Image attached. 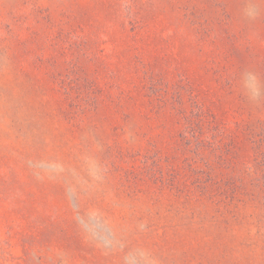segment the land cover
I'll list each match as a JSON object with an SVG mask.
<instances>
[{
  "label": "rangeland",
  "instance_id": "1",
  "mask_svg": "<svg viewBox=\"0 0 264 264\" xmlns=\"http://www.w3.org/2000/svg\"><path fill=\"white\" fill-rule=\"evenodd\" d=\"M0 264H264V0H0Z\"/></svg>",
  "mask_w": 264,
  "mask_h": 264
}]
</instances>
